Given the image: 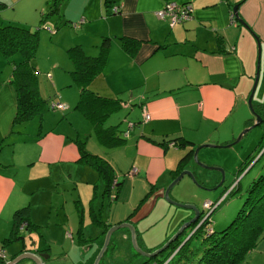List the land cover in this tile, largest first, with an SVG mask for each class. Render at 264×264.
Instances as JSON below:
<instances>
[{
  "label": "crops",
  "instance_id": "0c3cea01",
  "mask_svg": "<svg viewBox=\"0 0 264 264\" xmlns=\"http://www.w3.org/2000/svg\"><path fill=\"white\" fill-rule=\"evenodd\" d=\"M169 1L189 3V17L174 24L168 17H158L156 10ZM37 2L31 0L23 5V10L17 11L20 15L13 13L8 21L16 18L31 25L39 20L46 30L44 26H51L52 22V33L67 40L62 47L66 52L71 44H79L87 54L95 55L104 37L108 38L105 62L87 86L99 95L122 100L121 107L110 114L114 113V120L118 121L108 124L118 123L125 140L115 146L102 143L87 118L83 120L85 127L76 126L71 134L40 124L42 113L15 122L17 91L3 80L2 259L20 249H29L48 253L46 264H92L106 230L126 220L136 226L140 245L146 250L154 249L193 215L189 208L178 213L180 210L173 209L163 196L187 149L175 141L169 144L171 138H187L195 147L211 140L213 134H231L233 138L241 126L254 119L244 111L256 70L257 83L259 75H264V0H62L58 11L44 20V5ZM235 3L247 26L234 15ZM114 6L118 9L114 10ZM120 36L140 40L133 53L121 45ZM60 64L54 62L53 69ZM54 72L47 70L46 76L53 80V74H57ZM57 99L65 107L54 109L70 107L69 101ZM263 103V96L257 97L253 107ZM144 110L150 115L147 119ZM81 147L111 165L113 184L117 183L110 189H106L105 179L95 166L80 157ZM254 152L248 151L242 160ZM184 166L197 174L188 161ZM134 167L136 171L131 173ZM180 185L185 187L184 193L178 192ZM173 189L178 196L174 198L199 202L200 208L203 200L212 197L184 177ZM22 207H26L31 225L28 229L20 226L18 233L26 230L30 242L23 234L4 241L13 230L15 211ZM170 214L177 218H170ZM52 228L59 229L63 239L46 238L43 230L51 233ZM118 235L126 238L130 232L114 230V242ZM115 245L106 253L105 263L118 257L113 255ZM53 246L58 250H53ZM128 257L127 261L141 259L134 252ZM244 261L264 264V232Z\"/></svg>",
  "mask_w": 264,
  "mask_h": 264
},
{
  "label": "trees",
  "instance_id": "16d2710c",
  "mask_svg": "<svg viewBox=\"0 0 264 264\" xmlns=\"http://www.w3.org/2000/svg\"><path fill=\"white\" fill-rule=\"evenodd\" d=\"M61 1L52 0L47 12L42 13V19L44 20V18L57 12ZM40 29H42L41 26L32 29L30 25H24L16 21L0 24V53L13 55V66L9 80L14 84L17 91L15 122H22L32 118L35 114H41L45 103L48 101L41 97L38 88L37 69L31 62V58L34 56L38 46ZM49 31L53 32L52 30ZM119 39L121 45L130 53H133L140 43V40L130 36H120ZM107 43L108 38L104 37L101 48L95 55L87 54L79 44H71L67 48V53L74 62V68L70 70L71 77L79 87V98L75 107L85 115L99 141L108 146H115L125 140V135L122 133L123 129L118 123L105 124V122L113 111L121 107L122 100L118 97L99 95L87 86L105 62ZM254 108L260 115H264V103L261 105L255 104ZM83 139L79 140L83 141ZM171 140L187 148L174 171V175H176L183 168L182 164L192 159L194 146L191 140L187 138L175 136ZM80 151V157L92 163L98 173L105 179L107 190L110 189L111 185L117 183L115 181L113 184V170L106 159L87 152L83 147H81ZM263 153L264 151L261 155ZM255 155V153L250 154L245 160H242L239 164V170L246 168ZM216 207L211 209V211L203 207L202 214L210 211L208 216L195 230L192 229L193 231L185 240L177 237L165 249L152 256L142 255L134 250L135 256H141L138 264H190L193 253L190 239L194 235H200L203 240L207 241L202 253L196 256L195 264H240L245 259L247 252L256 245L264 232V173L258 174L251 181L247 189L246 198L236 216L218 232L215 231L210 220V214ZM14 219L13 230L4 241L21 237V234L18 233L19 227L24 225L28 229L31 225L26 207L17 209ZM113 242L112 240L110 241L99 264H107L105 263V256L107 252L112 250ZM2 262L3 259L0 255V264ZM127 264H130V262H127Z\"/></svg>",
  "mask_w": 264,
  "mask_h": 264
},
{
  "label": "rangeland",
  "instance_id": "374dc122",
  "mask_svg": "<svg viewBox=\"0 0 264 264\" xmlns=\"http://www.w3.org/2000/svg\"><path fill=\"white\" fill-rule=\"evenodd\" d=\"M36 1H38L37 3H40V5L42 3L45 8L44 11L47 12V10L49 9V4L52 0ZM30 3L31 0H0V24L7 23L8 18L12 17L13 13L14 15H16V17H18V15H20V13L18 12H21L23 10V5H27ZM13 5H15L14 8L12 7ZM12 20L22 22L21 20H18L16 18H13ZM51 24V27H53L54 25L52 22ZM30 26L32 29L39 27V20L36 23H32ZM67 27L71 30V27ZM65 35L67 34L65 33ZM66 41V39L60 40L57 35L51 34L46 29H40L38 46L34 56L31 58V62L35 63L34 65L37 69V76L39 80L38 84L40 88L39 92L41 94V97L43 99L48 100L43 107L40 124H43L44 126L52 125L55 127L54 129L59 130L63 134H71L72 131L75 130L76 126H78L80 129H83L85 127L83 126V120H85L86 117L81 111L75 108V104L79 97V87L72 79L70 73V70L74 68V62L71 57H69V55L67 54L66 49L62 48L63 45H65ZM12 56V54L5 55L4 53H0V83L5 80L10 84L14 85L9 80V76L11 74L13 66ZM57 61H59L61 64L60 66L53 69L52 64ZM47 70L53 72L55 71L57 73L53 74V80L51 78L49 79V77L46 76ZM66 77H68V80ZM65 78L67 80L66 82H64ZM258 84L259 86L255 88L252 102H254L257 97L263 96L264 99V75H261V77L259 75L257 85ZM58 97L61 100L69 101L70 107L66 110L54 109L51 104L53 102H56V100L58 101ZM247 112H249L250 116H253L255 120V116L253 115V112L248 103H246L244 113L247 114ZM113 114L110 115L108 120H106L105 124L112 123L113 121H118L114 120ZM38 116L37 118L39 119ZM243 128L244 126H241V128L236 132L233 138L231 134H213L211 140L198 143L202 144L208 142L218 144V146L201 147L198 152V157L204 163L212 166H219L224 170L223 181L221 185H219L217 188L207 189L198 186L199 190L203 194L213 197L209 198L212 201L218 200L219 197L221 198L224 194H226L225 198L221 200V202L210 214L211 224L217 232L224 228L226 225H228L236 216L238 210L241 208L246 198L247 189L251 181L255 177H257L258 174L264 173V153L263 155H261V153L264 151V120L261 121L259 124L251 127L246 133H244V135L239 141L230 145H226L232 142L239 135ZM248 151H255L254 153L256 155L252 158L251 162H249L246 168L240 171L239 164L242 159L246 157ZM203 153L205 154L203 155ZM188 162L189 164H191L192 167L196 169L197 174L195 173V176L197 180H199V182L203 185L213 186L219 179H221L220 170L203 167L197 162H195L194 159H191ZM184 178L185 180L191 179L188 175H184ZM231 188L232 190L230 191ZM173 190L170 194L174 195L175 197H178L176 196ZM175 199L178 201H182L179 198ZM197 204L199 205V202H197ZM172 207L173 209L176 208L177 210H180L178 211V213H180L183 209H186L184 207H180L174 204H172ZM172 217L174 220L175 218H177L175 214H172V216L170 214V218ZM194 226L193 224L190 225L186 229V231L180 235L182 240H184L191 233ZM122 229L126 232H128L129 230L127 227L117 228V230L119 231ZM51 230V233H49L48 230H43L44 233H46V238L55 237L60 240L63 239L64 234L60 235L59 229L52 228ZM21 234H23V236L25 235L24 237L26 238L27 242H30V234L26 233V230L22 231ZM170 235L167 237V239L170 238ZM37 236L38 244H41V237L38 234ZM114 243L116 245L113 250V255H117L118 257L114 258L113 261L110 257L111 262L107 264H127V262H130V264H138L140 262L139 259L127 261V259L129 258V254L134 252V248L130 240V235L126 236V238L122 235H118ZM206 244L207 241L203 240L200 235L192 236V238L190 239V245L191 247H193V253L190 264H195L196 256L202 253V250L204 249ZM53 250L57 251L58 249L53 246ZM7 253L9 252L7 251L6 254ZM137 256L141 257L140 255ZM124 259L126 260L125 262ZM243 262L245 261L243 260L240 264H244Z\"/></svg>",
  "mask_w": 264,
  "mask_h": 264
},
{
  "label": "water",
  "instance_id": "95a60500",
  "mask_svg": "<svg viewBox=\"0 0 264 264\" xmlns=\"http://www.w3.org/2000/svg\"><path fill=\"white\" fill-rule=\"evenodd\" d=\"M237 6L238 5L236 3L233 5V13L245 26H247V24L239 17V15L237 13ZM258 47H260V46H258ZM258 50L260 52V48ZM257 78H258V69L256 70L253 85H252V88H251L249 95H248V98H247V102H248L253 114L255 115V120L251 124L245 126L241 130L239 135L232 142H230L226 145H230L232 143L239 141L242 138V136L244 135V133H246L254 125L259 124L263 119L261 117V115L254 109L253 102H252L254 90H255V87L257 84ZM204 146H218V144L205 142V143L196 145L193 149V152H192V159H194L195 162H197L199 165H201L203 167L214 168V169L220 170L221 179H219L218 182L211 187L205 186L202 183H200L199 180H197L195 173L191 168L184 166V164H185V162H184L182 164L184 167L165 186L164 192H163V196L168 202H170L174 205H178L180 207L191 209L193 211V215L190 218H188L187 220H185V222H183L180 225V227L170 236V238L167 239L161 246H158L152 250H146L143 247H141V245L139 244V241H138L136 226L134 225V223L132 221L126 220V221L120 222L118 224H113L106 230L101 248L98 250L97 254L95 255L92 264H99L103 254L105 253V251L107 249L108 243L111 240L112 233L117 228L127 227L129 229V232H130V240H131V243H132V246L134 247V249L142 255L152 256V255H156L157 253H159L160 251L165 249L171 241L176 239V237L184 230V228L186 229L190 225L196 223L194 228H193V230H195L204 221L206 215H204L203 217H201L199 219L201 211H200V208L197 206V204H195L193 202L178 201L175 198H173L170 194L172 189L174 187L178 186V184L180 183V181L182 180L184 175L190 176L191 180L197 186H200L203 188L215 189L219 185H221L223 178H224L223 168H221L219 166L208 165V164L204 163L202 160H200L198 157V152H199L200 148L204 147ZM178 191L185 192V187L183 185H180L178 187ZM198 219H199V221L197 222ZM22 238H23V236H22ZM48 256H49L48 253H45L42 251L37 252L34 250H29V249H25V250L20 249V250L16 251L10 258L5 257L3 259L2 264H46L47 262L44 259L47 258Z\"/></svg>",
  "mask_w": 264,
  "mask_h": 264
},
{
  "label": "built area",
  "instance_id": "2783aa9c",
  "mask_svg": "<svg viewBox=\"0 0 264 264\" xmlns=\"http://www.w3.org/2000/svg\"><path fill=\"white\" fill-rule=\"evenodd\" d=\"M114 10H117L118 7L117 6H114L113 7ZM190 11H191V5L189 3H179V2H176V1H169L167 2L161 9L159 10H156L155 14L158 16V17H161V18H165V17H168L171 21V24H174L175 22L177 21H181L183 19H186L189 17V14H190ZM48 30H50L51 26L48 24L45 26ZM52 30V29H51ZM52 107L54 108H64L65 105L60 102V101H56V102H53L51 104ZM143 116L145 119L149 118V113L147 111H143ZM174 142L173 141H170L169 144H173ZM136 171V168H132V170L130 171L131 173H134ZM226 196V194H224L221 198L219 197L218 200H215V201H212L211 199H207V200H204L203 201V207L206 208V209H213L215 206H217V204L220 203V201ZM205 212L203 214L206 215V217L208 216L209 212ZM202 216V217H203ZM205 217V218H206ZM24 225H21V227H23ZM67 234H71V232L67 231ZM0 255L2 256V253L0 252Z\"/></svg>",
  "mask_w": 264,
  "mask_h": 264
},
{
  "label": "flooded vegetation",
  "instance_id": "af4514ba",
  "mask_svg": "<svg viewBox=\"0 0 264 264\" xmlns=\"http://www.w3.org/2000/svg\"><path fill=\"white\" fill-rule=\"evenodd\" d=\"M253 121H254V119H253ZM253 121H252V122H253ZM252 122H251V123H252ZM190 160H191V159H190ZM217 182H218V181H217ZM217 182H216V183H217ZM216 183H215V184H216ZM178 192H179V193H184V192H182V191H178ZM171 196L173 197L174 195H171ZM173 198H174V197H173ZM201 205H202V204H201ZM197 206H198V205H197ZM198 207L200 208V206H198ZM200 211H201V214H200L199 219L203 216V214H202L203 207H202V206H201V208H200ZM199 219H198V220H199ZM198 220H197V221H198ZM183 222H185V220L182 221V222L180 223V225H181ZM180 225L177 227V229L180 227ZM177 229H176V230H177ZM176 230H175V231H176ZM175 231H174V232H175ZM174 232H173V233H174ZM184 232H185V228H184V230H183V231H182L177 237H180V235H181L182 233H184ZM173 233H172V234H173ZM172 234H171V235H172ZM171 235H170V236H171ZM177 237H176V238H177ZM180 238H181V237H180ZM186 238H187V237H186ZM186 238H185V239H186ZM185 239H184V240H185ZM111 240L114 241V240L112 239V237H111ZM111 240H110V241H111ZM166 240H167V238H166V239H165L160 245H158V246H161ZM138 241H139V243H140V237L138 238ZM113 243H114V242H113ZM109 244H110V242L108 243V246H109ZM114 244H115V243H114ZM101 245H102V244H101ZM101 245L99 246L98 250L101 248ZM113 247H114V246H113ZM107 248H108V247H107ZM155 248H156V247H155ZM106 250H107V249H106ZM97 252H98V251H97ZM97 252H96V253H97ZM105 252H106V251H105ZM96 253H95V254H96ZM104 254H105V253H104ZM94 256H95V255H94ZM46 262H47V261H46Z\"/></svg>",
  "mask_w": 264,
  "mask_h": 264
}]
</instances>
